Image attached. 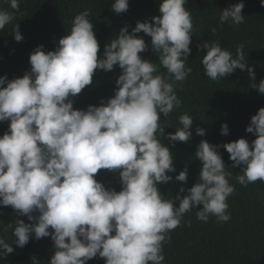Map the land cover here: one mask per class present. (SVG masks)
I'll use <instances>...</instances> for the list:
<instances>
[{
	"label": "clouds",
	"instance_id": "clouds-1",
	"mask_svg": "<svg viewBox=\"0 0 264 264\" xmlns=\"http://www.w3.org/2000/svg\"><path fill=\"white\" fill-rule=\"evenodd\" d=\"M9 3L19 11V0ZM186 4L187 0H161L159 15L137 22L131 32L129 26L121 28L102 55L86 9L73 18L55 50L35 48L31 69L23 77H0V122L10 121L0 136V206H10L17 217L29 221H15L12 243L0 236V257L14 253L13 245L24 248L33 237H50L53 254L48 264H88L97 257L105 264H164L163 245L186 213L202 206L196 211L199 221L212 216L219 222L231 219L227 201L235 185L229 182L232 173L218 151L220 145L200 141L195 157L202 168L192 187H181L172 199L165 198L159 187L172 181L169 173L177 171L174 154L162 138L174 146L193 136L192 115H180L181 127L167 134L161 119V114L167 118L181 106L174 85L192 72L186 65L194 25ZM244 7L243 2L230 5L221 12L219 23H244ZM128 8L129 0H114L111 5L117 14ZM14 18L0 10V30ZM141 32L151 38V51L167 77L141 55L149 50L144 37L138 36ZM13 36L17 42L23 40L19 24ZM198 47L207 50L202 65L209 79L218 81L247 70L251 88L264 94V79L255 82L243 44L235 55L219 41ZM116 66L121 74L114 96L102 99L99 106L75 108V97L93 84L96 71H113ZM246 132L256 137L251 143L240 138L222 145L232 168H241L235 179L245 187L264 181V107L251 117ZM205 134L204 128H196V135ZM221 134H229L227 123ZM101 170L119 175L120 191L96 178ZM188 178L186 166L175 181L187 183ZM30 259L41 264L35 255Z\"/></svg>",
	"mask_w": 264,
	"mask_h": 264
},
{
	"label": "trees",
	"instance_id": "trees-1",
	"mask_svg": "<svg viewBox=\"0 0 264 264\" xmlns=\"http://www.w3.org/2000/svg\"><path fill=\"white\" fill-rule=\"evenodd\" d=\"M243 2L245 7L244 23L234 25L230 21L221 25V12L230 5ZM114 0H19V11L10 7L9 0H0V10L11 12L14 20L0 30V77L9 80L23 77L30 71V54L38 46L45 51L55 50L59 39L70 31L73 18L84 10L91 13L94 32L100 44V53L104 46L118 35L121 28L129 26V32L137 22H150L159 15L161 0H129L128 11L122 14L111 10ZM186 8L192 15L194 32L192 33V49L187 67L191 74L183 82H175V91L182 104L174 109L169 117L161 114L165 132L174 133L181 127L179 116L185 113L192 115L193 136L188 143L175 142L172 146L167 138L162 142L169 146L174 154L175 173H169L173 180L159 185L165 198L175 197L181 187L190 188L198 180L202 163L195 157L197 146L201 140H207L218 149L232 173L229 182L235 185V192L228 198V212L231 219L219 222L215 216L207 222L196 218V211L186 213L181 225L170 232L171 240L163 245L164 264H264V181H256L246 187L237 183L235 177L241 175V168H232L230 154L222 147L240 138L251 143L256 137L246 132L251 117L264 107V94L251 88L247 70H237L218 81L209 79L203 69L202 58L207 50H201L198 44L207 41H219L221 46L235 55L238 45H244V52L249 67H254L255 82L264 79V7L261 0H187ZM19 24L23 36L21 42L14 39V27ZM216 33H212V29ZM149 44V50L142 53L144 59L151 60L159 68L158 74L166 77L167 70L159 66L158 57L151 51V38L143 32ZM121 74L118 66L113 71L98 70L94 74L93 84L87 86L77 97L74 107L87 109L89 105L99 106L101 100L107 101L114 96L116 80ZM6 86V85H5ZM224 123L229 126L227 136L221 134ZM10 121L0 122V136L7 131ZM204 128V136L196 135V128ZM188 168V181L176 182L175 176ZM108 188L121 190L118 174L101 170L96 177ZM183 193L181 195H186ZM177 205L179 201L176 202ZM27 217H17L8 206H0V236L12 243L15 221ZM191 226H188V222ZM11 225V226H9ZM15 248L7 258L0 257V264H32L31 257L37 256L41 264H48L53 254L51 238L30 239L24 248ZM88 264H105L99 257Z\"/></svg>",
	"mask_w": 264,
	"mask_h": 264
}]
</instances>
